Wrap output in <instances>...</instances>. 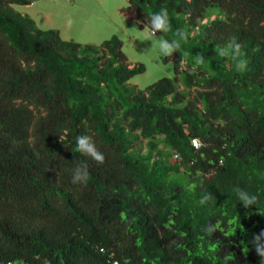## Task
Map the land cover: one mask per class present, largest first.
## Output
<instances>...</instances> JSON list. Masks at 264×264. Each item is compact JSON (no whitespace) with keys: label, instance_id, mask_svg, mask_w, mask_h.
I'll return each mask as SVG.
<instances>
[{"label":"trees","instance_id":"1","mask_svg":"<svg viewBox=\"0 0 264 264\" xmlns=\"http://www.w3.org/2000/svg\"><path fill=\"white\" fill-rule=\"evenodd\" d=\"M30 3L0 0V259L260 264L264 0H128L141 26L166 8L162 36L179 43L164 57L174 76L143 89L117 35L64 40L13 8ZM84 134L102 164L77 152ZM76 167L86 183H71Z\"/></svg>","mask_w":264,"mask_h":264},{"label":"rangeland","instance_id":"2","mask_svg":"<svg viewBox=\"0 0 264 264\" xmlns=\"http://www.w3.org/2000/svg\"><path fill=\"white\" fill-rule=\"evenodd\" d=\"M127 5L128 0H36L13 8L31 17L40 29L59 30L64 40L99 45L117 35L128 61L145 66V71L129 80L143 89L161 77L174 76V63L159 53V40L165 39L162 34L152 37L155 43L144 39V24L123 10Z\"/></svg>","mask_w":264,"mask_h":264},{"label":"clouds","instance_id":"3","mask_svg":"<svg viewBox=\"0 0 264 264\" xmlns=\"http://www.w3.org/2000/svg\"><path fill=\"white\" fill-rule=\"evenodd\" d=\"M170 28V18L169 12L166 8H160L158 11L148 14L147 23L144 24L142 32L144 33V39L152 41V37L157 33H167ZM181 39H184V34H180ZM155 43V41H152ZM238 48L239 46L236 45ZM179 48V43L176 40L160 39L158 43L159 53L162 57L171 56ZM197 64L202 63L198 58L196 60ZM245 67L244 61H240L236 65L237 71L242 70ZM61 138V137H60ZM76 150L85 157H89L98 164H102L105 160L104 154L98 150L95 142L92 140L91 136L88 134L78 135L75 138ZM88 180V172L83 167H76L71 173V183L73 185H81L86 183ZM236 197L239 202H242L245 207L256 204L257 198L255 195L249 193L248 191L237 188ZM211 194H202L197 201L201 206H204L210 202ZM218 229L215 223H207L204 231L206 233H212L214 230ZM264 231L255 236L253 243L256 247L257 254L261 257L260 264H264Z\"/></svg>","mask_w":264,"mask_h":264},{"label":"built area","instance_id":"4","mask_svg":"<svg viewBox=\"0 0 264 264\" xmlns=\"http://www.w3.org/2000/svg\"><path fill=\"white\" fill-rule=\"evenodd\" d=\"M29 1L31 3H33V1H36V0H29ZM0 264H32V263L24 262V261H21V262H12V261H4V260H1L0 259ZM114 264H117V263L115 262Z\"/></svg>","mask_w":264,"mask_h":264},{"label":"crops","instance_id":"5","mask_svg":"<svg viewBox=\"0 0 264 264\" xmlns=\"http://www.w3.org/2000/svg\"><path fill=\"white\" fill-rule=\"evenodd\" d=\"M132 16H134L133 14H131Z\"/></svg>","mask_w":264,"mask_h":264}]
</instances>
